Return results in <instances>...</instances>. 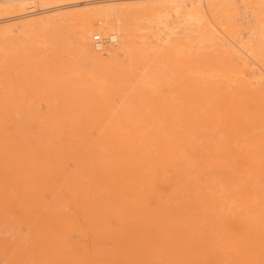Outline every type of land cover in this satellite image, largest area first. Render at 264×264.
Returning <instances> with one entry per match:
<instances>
[{
	"label": "rangeland",
	"instance_id": "rangeland-1",
	"mask_svg": "<svg viewBox=\"0 0 264 264\" xmlns=\"http://www.w3.org/2000/svg\"><path fill=\"white\" fill-rule=\"evenodd\" d=\"M144 1L0 0V264H264V0L90 59L89 12Z\"/></svg>",
	"mask_w": 264,
	"mask_h": 264
},
{
	"label": "bare ground",
	"instance_id": "bare-ground-1",
	"mask_svg": "<svg viewBox=\"0 0 264 264\" xmlns=\"http://www.w3.org/2000/svg\"><path fill=\"white\" fill-rule=\"evenodd\" d=\"M14 1H18V0H14ZM20 1H25V0H20ZM36 1L43 2V1H51V0H36ZM205 7L206 6H205V4H204V2L202 0L144 1V2H141V3H137L135 5H129V6H120L119 4H116V3L99 6V7L95 8V9L91 10L89 12V15L86 16V18L84 19L85 20L84 21L85 22V29L83 31L82 38H83V41H84L85 52H86L87 56L90 59H92L93 61H100L101 60V58L98 56V52L100 54L101 53H106V51H96L97 54H95L89 48L90 37L88 35L89 34V30L87 28H88L89 23L93 20L94 17H102V18L107 19V20H110V19L114 20L115 19V21H116V26L115 27H119L120 23L122 22V17H125V16L129 17L131 19H136L137 15L154 14L159 9L161 10V8L162 9L163 8L164 9L168 8L169 11H172V13L175 12L176 15L181 14V13L196 14V13L203 12ZM164 14H166V13H164ZM101 23L104 24V22H102V21H101ZM119 30H120V32L119 33L117 32V33L119 35L118 44H119L120 47H119V49L116 52L117 54L126 52L127 48L125 46V43H123L124 35L125 34L127 36L132 35L131 30H129V28L126 27L125 25H121L119 27Z\"/></svg>",
	"mask_w": 264,
	"mask_h": 264
},
{
	"label": "built area",
	"instance_id": "built-area-1",
	"mask_svg": "<svg viewBox=\"0 0 264 264\" xmlns=\"http://www.w3.org/2000/svg\"><path fill=\"white\" fill-rule=\"evenodd\" d=\"M100 22L99 29L92 36V45L96 51H107L114 48L119 42L116 31L109 29Z\"/></svg>",
	"mask_w": 264,
	"mask_h": 264
}]
</instances>
